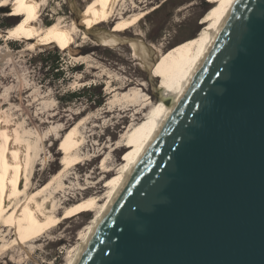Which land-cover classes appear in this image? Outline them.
Returning <instances> with one entry per match:
<instances>
[{"label": "water", "instance_id": "95a60500", "mask_svg": "<svg viewBox=\"0 0 264 264\" xmlns=\"http://www.w3.org/2000/svg\"><path fill=\"white\" fill-rule=\"evenodd\" d=\"M71 264H264V0H232Z\"/></svg>", "mask_w": 264, "mask_h": 264}, {"label": "rangeland", "instance_id": "374dc122", "mask_svg": "<svg viewBox=\"0 0 264 264\" xmlns=\"http://www.w3.org/2000/svg\"><path fill=\"white\" fill-rule=\"evenodd\" d=\"M81 1L48 0L41 10L42 25L45 27L53 20L70 23L84 8ZM221 2L136 0L138 9L154 8L119 34L123 39L121 42L114 45L102 43L99 33L105 34L111 29L113 20H109L91 27L86 38L78 32L71 50L58 43L26 49L24 39L5 33L19 19L13 20L9 15L13 7L1 8L0 102L5 101L3 108H7V114H10L11 128L26 130L34 144L33 163L29 165L34 173V187L46 182L61 167L64 155L61 139L71 125L79 122L81 143L78 152L81 160L72 163L63 176L64 184L58 190L60 197L57 199L61 203L67 198L103 194L131 145L121 146L125 143L120 140L121 132L130 123V119L122 117L129 102L128 97L121 96L122 93H129V89L137 88V83H141L143 93L156 95L168 78L163 73L165 68L205 28ZM3 23L10 25L3 26ZM132 39L142 41L152 49L153 64L150 67L143 59L134 56L130 44ZM43 51L59 54L61 73L58 77L49 75L47 67L37 56ZM110 84L112 88L122 84L126 87L110 92ZM89 86L93 89L88 93L95 95L94 100L101 93L100 104L86 94L72 100L64 98L67 92L80 91ZM92 185L97 188L90 192L84 190ZM94 215L95 211H81L47 230L36 231L34 242L27 241L24 249L17 245L10 247L0 255V264H66L74 254L72 248L82 240L78 237L79 231L89 226Z\"/></svg>", "mask_w": 264, "mask_h": 264}, {"label": "bare ground", "instance_id": "6f19581e", "mask_svg": "<svg viewBox=\"0 0 264 264\" xmlns=\"http://www.w3.org/2000/svg\"><path fill=\"white\" fill-rule=\"evenodd\" d=\"M82 1L84 3L83 10L70 23L53 20L44 27L40 16L41 10L48 4V0H0V9L13 7L12 13L10 12L9 15L13 20L19 17L12 26L7 28L5 33L18 39H24L27 45L26 49L46 43H58L71 50V44L75 42L78 32L82 38H86L91 27L113 20L111 29L105 34H99L102 43L114 45L123 40L119 34L127 31L154 8L152 6L148 9H138L135 4L136 0ZM231 1L222 0L208 19L205 28L199 31L181 49L175 60L165 68L163 73L168 75V78L164 81L162 88H157L156 95L150 96L147 92L143 93L144 88L141 83H137L139 87L129 89V93L125 91L122 93L121 96L128 97L129 101L122 117L130 119V123L121 132L120 140L125 143L120 145L122 147L131 145L126 158L120 163L119 168L117 167L118 170L112 183L104 189L101 195L92 193L78 199L67 198L61 203L57 199L60 197L58 190L64 184L63 176L72 163L75 164L81 160L79 159L80 152H78L81 143L78 130L79 122L71 125L61 139V148L64 152L61 167L46 182L34 187L33 169L29 168V165L33 163L34 144L28 138L26 130H19V127L11 128L8 119L10 114H7V108H3L5 101L0 102V255L14 245L24 249L27 241L34 242L33 236L36 231L47 230L75 213L95 211L89 226L84 227L78 233L79 239L82 240L72 248L74 254L66 262V264H71L91 225L101 213L122 176L125 175L128 166L134 162L146 144L157 121L163 115L165 106L195 65ZM0 36L2 35L0 34ZM130 44L134 56L143 59L150 67L153 64L152 49L136 39L130 40ZM130 83L131 81L127 85ZM112 86L109 85L110 92L126 87L125 84L115 88ZM115 148L118 147L115 146ZM96 188L95 185H92L85 187L84 190L90 192ZM71 201L72 203L68 204Z\"/></svg>", "mask_w": 264, "mask_h": 264}, {"label": "trees", "instance_id": "16d2710c", "mask_svg": "<svg viewBox=\"0 0 264 264\" xmlns=\"http://www.w3.org/2000/svg\"><path fill=\"white\" fill-rule=\"evenodd\" d=\"M1 25L8 26L10 24L3 23ZM37 56L39 57L40 61L45 65V67H47V72H49V75L54 77H58L60 75L61 72L59 71V54L57 52L43 51V52H39ZM92 89H93L92 86L91 87L89 86L83 88L80 91L67 92L64 98H66L67 100H72L86 94L88 98L94 100L95 98L93 97L95 95L93 94L94 95L93 96L92 94L88 93V91H91ZM100 95L101 93L97 96L96 100H94L98 104L101 103V99L99 98Z\"/></svg>", "mask_w": 264, "mask_h": 264}]
</instances>
